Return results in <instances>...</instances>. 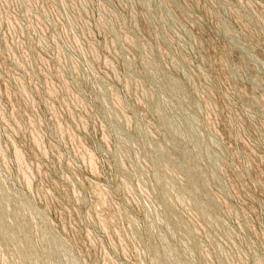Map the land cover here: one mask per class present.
I'll list each match as a JSON object with an SVG mask.
<instances>
[{
    "label": "rangeland",
    "instance_id": "1",
    "mask_svg": "<svg viewBox=\"0 0 264 264\" xmlns=\"http://www.w3.org/2000/svg\"><path fill=\"white\" fill-rule=\"evenodd\" d=\"M0 264H264V0H0Z\"/></svg>",
    "mask_w": 264,
    "mask_h": 264
}]
</instances>
